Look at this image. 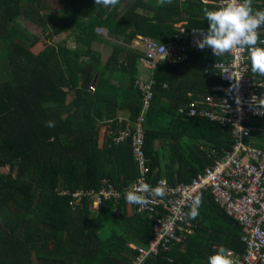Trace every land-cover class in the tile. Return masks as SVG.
<instances>
[{
  "label": "trees",
  "instance_id": "1",
  "mask_svg": "<svg viewBox=\"0 0 264 264\" xmlns=\"http://www.w3.org/2000/svg\"><path fill=\"white\" fill-rule=\"evenodd\" d=\"M55 2L52 8L50 0H0V264H134L139 252L132 245L148 247L155 215L126 203L140 169L130 140L117 144L114 138L143 112L137 87L143 52L114 44L102 62L93 47L95 27L126 42L141 35L166 43L179 21H186V30L207 29L202 9L221 7L201 0H172L163 7L156 0H119L105 12L95 0ZM252 6L264 10V0H252ZM71 40L74 47L67 46ZM184 53L179 61H158L155 69L144 122L153 185L160 179L190 182L233 144L228 127L179 113L191 100L229 95L213 90L224 85L216 66L222 56ZM179 74L191 81L177 85ZM123 110L127 119L118 116ZM250 124L246 143L264 151V117ZM81 187L113 190L93 209L92 196L73 195ZM198 195L203 208L191 219L194 233L142 264H207L221 247L243 254L240 224L210 191Z\"/></svg>",
  "mask_w": 264,
  "mask_h": 264
},
{
  "label": "built area",
  "instance_id": "2",
  "mask_svg": "<svg viewBox=\"0 0 264 264\" xmlns=\"http://www.w3.org/2000/svg\"><path fill=\"white\" fill-rule=\"evenodd\" d=\"M215 2L224 7L228 0ZM253 9L257 10L255 7ZM177 29L173 40L166 43L144 38L145 48L142 50L139 66L149 70L150 76L146 80L137 81V87L142 93L143 112L138 120L128 122L120 129L122 133H118L114 138L117 144L130 140L133 159L140 169L138 182L130 185L129 190L143 183L153 188L158 185L165 188L164 197L148 196L150 203L147 206L141 208L136 205L138 212L154 214L155 224L148 247L145 249L133 246L139 252L134 264H142L146 257L169 251L172 245L181 243L194 233L195 225L187 218L186 213L192 198L203 190L210 191L215 202L241 226L240 238L244 244V252L236 255L230 251L234 264H264V151L250 146L245 141L254 130L250 122L264 117L256 114L257 106L250 104L253 96L264 97V82L252 78L254 73L251 71V61L246 49H234L231 53L223 55L216 65L224 85L215 86L213 90L227 91V97L194 99L178 110L186 116L208 118L228 127L233 141L231 149L212 166L205 167L190 182L168 185L164 179H160L153 185L148 181L144 122L154 96V72L157 62L182 60L186 57L185 49L194 52L211 50H201L194 44L195 39L202 38L200 32L206 29ZM96 32L107 34V30L102 28H96ZM259 39L264 40V27L259 29ZM206 68L211 69V65L207 64ZM112 190L102 187L96 191L93 188L81 187L75 190L73 195L77 198L82 194L92 196L91 207L96 209L101 196H108Z\"/></svg>",
  "mask_w": 264,
  "mask_h": 264
},
{
  "label": "clouds",
  "instance_id": "3",
  "mask_svg": "<svg viewBox=\"0 0 264 264\" xmlns=\"http://www.w3.org/2000/svg\"><path fill=\"white\" fill-rule=\"evenodd\" d=\"M118 3L119 0H95L96 5L103 7H115ZM171 3L172 0H156L155 6L163 7ZM202 11L208 26L206 31L200 32L202 38L194 40L195 46L201 50L211 49L215 57L229 54L236 48L246 49L251 61L252 73L264 76V48L257 47L258 44H264V40L259 39V29L264 27V10H254L252 0H228L224 7L216 10L204 8ZM96 28L101 27H95V34L103 35L96 32ZM106 35L103 36L106 37ZM250 104L258 107L256 114L264 115V97L253 96ZM45 123L47 127H55L53 121ZM164 195V187L158 185L153 188L143 183L127 190L125 201L144 208L150 203L148 196L162 198ZM202 202V195H195L192 198L189 211L186 213L189 220L198 217ZM231 256L230 251L221 247L215 254L208 257L207 264H234Z\"/></svg>",
  "mask_w": 264,
  "mask_h": 264
},
{
  "label": "crops",
  "instance_id": "4",
  "mask_svg": "<svg viewBox=\"0 0 264 264\" xmlns=\"http://www.w3.org/2000/svg\"><path fill=\"white\" fill-rule=\"evenodd\" d=\"M179 1H180V3H182L184 0H179ZM201 1L203 3H211V4L215 3V0H201ZM110 8L111 7H108V8L104 7L105 12L109 11ZM140 11L143 12V13L146 12L144 10H140ZM103 16H104V13H102V18H103ZM185 23H186L185 20H181V21H179L178 23L175 24V28L183 27V25ZM97 27L105 28V27L100 26V25H98ZM96 36H97L98 40L94 41L93 47H94V49L96 48L97 51L100 53V59H101V57H103V59H101L102 62H104L108 58L110 53L113 51V45L114 44L124 45V46L127 45L129 47H140L142 50L145 48V45L143 43L145 37H143L141 35H138L137 37H134L131 40V42H126L122 38H115V37H112V36L104 37L103 35H100V34H96ZM61 37H63V36H61ZM74 45H75V42L73 40L67 42V46H69V47H74ZM141 45H143V46H141ZM139 68H140L139 69L140 70V74L138 75L137 80H139V79L140 80L148 79L149 76H150V71L147 70V69L142 68L141 66H139ZM254 75L255 74H252V78H254ZM174 80H175V83L177 85L184 84V83H187V82L191 81L190 77H188V74H179L177 76H174ZM255 80H257V79H255ZM111 82H112V84L116 83V81H114L113 79H112ZM260 82H264V79H261ZM218 92H220V91H218ZM197 96H199V95H197ZM118 116H119V118L127 119L129 117V113L127 111H124V110L123 111H119ZM156 148L159 149L158 146H156ZM163 166H164V163L161 162L162 169H163ZM202 208H200V209H202ZM200 232H201V230H199L197 234L198 235L201 234ZM227 250L230 251L229 249H227Z\"/></svg>",
  "mask_w": 264,
  "mask_h": 264
},
{
  "label": "rangeland",
  "instance_id": "5",
  "mask_svg": "<svg viewBox=\"0 0 264 264\" xmlns=\"http://www.w3.org/2000/svg\"><path fill=\"white\" fill-rule=\"evenodd\" d=\"M50 1H51V7H52V8H55V6H56V2H55V1H56V0H50ZM107 8H108V7H107ZM34 28L36 29V28H38V27H35V26H34ZM61 35L63 36V34H61ZM143 43H144V41H143ZM141 46H143V45H141ZM101 59H103V57H101ZM119 133H122V132L119 131ZM2 171H3V172H6L7 169H6V168H5V169H2ZM100 202H101V199L97 201L98 205H99Z\"/></svg>",
  "mask_w": 264,
  "mask_h": 264
}]
</instances>
